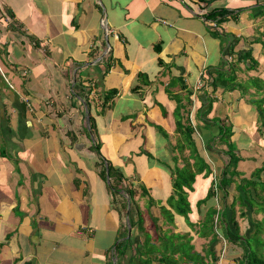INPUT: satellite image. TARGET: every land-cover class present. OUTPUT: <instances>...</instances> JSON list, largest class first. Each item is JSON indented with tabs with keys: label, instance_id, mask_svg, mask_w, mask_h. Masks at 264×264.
<instances>
[{
	"label": "crops",
	"instance_id": "crops-1",
	"mask_svg": "<svg viewBox=\"0 0 264 264\" xmlns=\"http://www.w3.org/2000/svg\"><path fill=\"white\" fill-rule=\"evenodd\" d=\"M208 8L232 13L213 27ZM182 124L210 168L187 189L193 229L169 201ZM229 143L230 204L264 165V0H0V264H165L161 242L169 264H238L198 237Z\"/></svg>",
	"mask_w": 264,
	"mask_h": 264
},
{
	"label": "trees",
	"instance_id": "trees-1",
	"mask_svg": "<svg viewBox=\"0 0 264 264\" xmlns=\"http://www.w3.org/2000/svg\"><path fill=\"white\" fill-rule=\"evenodd\" d=\"M232 12H229L227 9H207V13L205 15L206 20H214L215 22H222L225 18L228 17ZM217 27V24L216 26ZM251 56L250 52H244L240 55V59H247ZM255 61V60H254ZM257 61L254 62L256 64ZM248 68H251V66L247 64ZM253 68V67H252ZM238 72V69L233 70V78H236V74ZM179 117V114H178ZM226 127L222 126V135H226L228 133V129ZM184 130L182 132L184 142L180 143V152L183 154L184 150L186 148L189 149V155L184 160L183 166L178 165V159L179 156L176 155L174 157V160L176 162V165L174 169L172 170V177L174 179V193L172 196H170L169 201L172 203L176 213L183 215L188 222V225L190 227L195 228L196 224L193 223L190 220V202L188 199V191L187 189H193V183L196 180V174H202L205 173V176L209 174L210 168L208 166V163L205 161L204 157L201 156L199 150L196 149V146L194 145V138L193 134L194 131L189 127L188 125H181L180 131ZM226 155L229 157L224 170L223 174L220 175V179L214 182H212L210 188L208 189L207 194L205 197L198 199V209L201 211L200 206L205 204L207 205V211L204 215V218L201 221H198V237L206 238L209 241L208 246V253L214 254V245L220 240H224L229 243H233L237 247H239L242 250V257L240 261H238V264H264V240L261 238L260 233L264 231L262 227L259 226V224L262 226L264 223V217L262 219H257L255 216H253V212L250 213L247 210H254V211H263L264 212V180H262L261 174L264 171V165L257 168L252 175V178H241L240 183H238L237 186V194L233 200L232 203L227 202V198L229 195V189L232 187V184L235 182V179L240 175V172L237 169V165L239 161L242 159L241 155L237 151L236 146L231 143L228 144V149L225 150ZM192 161H191V160ZM111 165H108L106 170L104 171V174L111 175ZM111 181V179H110ZM114 185H112L113 187ZM114 191L116 193H119L120 190L118 187H114ZM127 193L129 197H134V191L132 189H127ZM222 194V195H221ZM220 198L223 201L220 203ZM218 201V202H217ZM128 202V201H127ZM125 202L124 207L128 205V203ZM217 202V203H216ZM239 204V211H240V217L245 218L248 221H250L253 224V232L250 230L249 232H242V228L238 219V216H236L237 208L235 207ZM162 211L164 214L167 215V217L170 219L171 222H173V214L170 210H166L164 207L162 208ZM133 208L132 205L130 206L129 215H130V225H134L133 222ZM156 222V221H155ZM248 224H245V227ZM250 229V227H248ZM177 235L179 238H182L183 235L180 234H174ZM255 236V243H252L251 237ZM189 243L188 241L185 243H182V245H185ZM162 246L153 248H148L150 252L153 253H159V256H155L160 262L169 264V262H175L173 257V252L176 250V247L174 246L173 242L170 243H160ZM255 244V246L253 245ZM171 247V253L166 255L167 253L163 252L161 253V249H169ZM263 249V250H262ZM148 251V253H149ZM155 251V252H154ZM206 257L203 255V257L198 253V264H206L205 263ZM213 260H217L216 257L212 258ZM151 261V260H149ZM149 261H144L143 264H150ZM210 262V260H207ZM207 262V264H209Z\"/></svg>",
	"mask_w": 264,
	"mask_h": 264
},
{
	"label": "rangeland",
	"instance_id": "rangeland-1",
	"mask_svg": "<svg viewBox=\"0 0 264 264\" xmlns=\"http://www.w3.org/2000/svg\"><path fill=\"white\" fill-rule=\"evenodd\" d=\"M248 212H250V213H252L253 212V216H255L256 218H263V216H264V212L263 211H252V210H247ZM161 212H163V211H161ZM236 216H238V219H239V222H240V225H241V228H242V232H244V231H246V232H249L250 230H252V232H253V224H251L250 225V223H249V221H248V225L245 227V225H244V222H245V218H241L240 217V211H239V209H238V211H237V213H236ZM243 220H244V222H243ZM263 225L261 226L260 224H259V226L260 227H262L263 229H264V223H262ZM248 227H250V229L248 228ZM170 233H172V232H170ZM167 234V233H166ZM173 234H177V233H175L174 231H173ZM178 234H180V233H178ZM168 236V235H167ZM260 236H261V238L264 240V231L262 232V233H260ZM170 238V237H169ZM255 236H253V237H251L250 239L252 240V243H255L254 242V240H255ZM172 239H173V237H171L170 238V242L172 241ZM159 242H160V240H159ZM228 243V242H227ZM204 243H202V242H200V243H198V248L199 249H201V247H202V245H203ZM158 247H161L162 245L161 244H156ZM254 246H255V244H253ZM263 250V249H262ZM264 253V252H263ZM240 261V260H239Z\"/></svg>",
	"mask_w": 264,
	"mask_h": 264
},
{
	"label": "built area",
	"instance_id": "built-area-1",
	"mask_svg": "<svg viewBox=\"0 0 264 264\" xmlns=\"http://www.w3.org/2000/svg\"><path fill=\"white\" fill-rule=\"evenodd\" d=\"M201 14H203V12H201ZM209 21H210V20H209ZM210 24H211V26H213V27L216 26V22H215L214 20H211V21H210Z\"/></svg>",
	"mask_w": 264,
	"mask_h": 264
},
{
	"label": "clouds",
	"instance_id": "clouds-1",
	"mask_svg": "<svg viewBox=\"0 0 264 264\" xmlns=\"http://www.w3.org/2000/svg\"><path fill=\"white\" fill-rule=\"evenodd\" d=\"M211 20H212V19H210V21H211ZM207 21H209V20H207ZM210 21H209V22H210ZM216 24H217V22H216Z\"/></svg>",
	"mask_w": 264,
	"mask_h": 264
}]
</instances>
